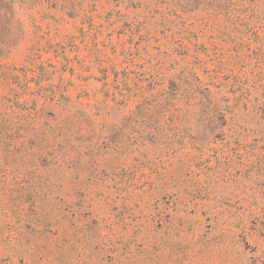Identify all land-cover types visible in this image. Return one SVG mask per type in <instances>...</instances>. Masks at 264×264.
Here are the masks:
<instances>
[{
    "label": "rangeland",
    "instance_id": "374dc122",
    "mask_svg": "<svg viewBox=\"0 0 264 264\" xmlns=\"http://www.w3.org/2000/svg\"><path fill=\"white\" fill-rule=\"evenodd\" d=\"M0 264H264V0H0Z\"/></svg>",
    "mask_w": 264,
    "mask_h": 264
}]
</instances>
